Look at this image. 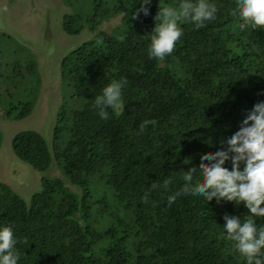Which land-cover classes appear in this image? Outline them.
Segmentation results:
<instances>
[{
  "label": "trees",
  "instance_id": "1",
  "mask_svg": "<svg viewBox=\"0 0 264 264\" xmlns=\"http://www.w3.org/2000/svg\"><path fill=\"white\" fill-rule=\"evenodd\" d=\"M210 2L216 19L199 30L180 21L183 35L163 65L148 56L163 0H151L149 15L138 19L141 0H119L103 16L123 13V25L99 30L62 59L75 105L61 103L50 143L26 130L12 148L40 172L55 162L78 191L61 177H43L26 202L0 182V227L13 228L18 264H247L223 228L225 214H250L243 204L186 195L169 207L167 200L182 187L183 170L198 167L201 155L220 148L264 101V29H240L230 15L236 0ZM66 19L64 30L78 33ZM120 79L127 80L122 104L101 119L95 97ZM31 109L25 102L16 116ZM145 120L156 124L141 131ZM169 177L167 189L142 201ZM199 179L197 172L193 182ZM255 220L264 226V217Z\"/></svg>",
  "mask_w": 264,
  "mask_h": 264
},
{
  "label": "rangeland",
  "instance_id": "2",
  "mask_svg": "<svg viewBox=\"0 0 264 264\" xmlns=\"http://www.w3.org/2000/svg\"><path fill=\"white\" fill-rule=\"evenodd\" d=\"M177 6L180 0H163ZM119 0H0V182L26 202L42 188L43 177H61L74 191L55 162L40 172L21 161L12 139L26 130L40 133L50 143L56 114L72 89L62 80L61 61L99 30L111 32L122 26L123 13L103 16ZM68 25L78 33L64 30ZM32 109L17 117L24 103ZM64 136V135H63ZM102 184V181H101Z\"/></svg>",
  "mask_w": 264,
  "mask_h": 264
},
{
  "label": "clouds",
  "instance_id": "3",
  "mask_svg": "<svg viewBox=\"0 0 264 264\" xmlns=\"http://www.w3.org/2000/svg\"><path fill=\"white\" fill-rule=\"evenodd\" d=\"M150 4L151 0H141L133 18L138 19L140 13L149 15L147 6ZM158 8L155 26L149 33L148 56L161 65L183 35L180 21L192 23L199 30L214 21L218 13V7L210 0H180L177 6L159 4ZM230 15L238 16L242 21L239 24L241 30L248 27L264 29V0H236ZM126 84V79L113 80L95 97L93 107L101 119L110 118L109 108L121 106ZM155 124V120H145L139 127L143 131ZM220 144L217 150L201 155L198 167L183 170L184 183L178 191L168 195V205L170 207L179 197L186 195L203 197L208 202L215 199L217 204L221 201L237 206L243 204L250 213L243 220L224 215L225 239L232 243L233 249L245 258L247 264H264V226H257L255 220V217H264V101L254 104L239 129ZM227 162H230V168L226 166ZM197 172L200 179L194 183ZM171 183V177L164 179L162 184L154 182L142 201L148 203L152 190L167 189ZM17 243L10 225L0 227V264H18Z\"/></svg>",
  "mask_w": 264,
  "mask_h": 264
}]
</instances>
